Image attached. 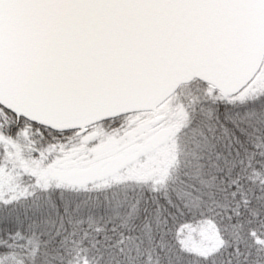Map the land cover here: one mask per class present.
<instances>
[{"label":"snow or ice","instance_id":"obj_1","mask_svg":"<svg viewBox=\"0 0 264 264\" xmlns=\"http://www.w3.org/2000/svg\"><path fill=\"white\" fill-rule=\"evenodd\" d=\"M0 264H264V0H0Z\"/></svg>","mask_w":264,"mask_h":264}]
</instances>
